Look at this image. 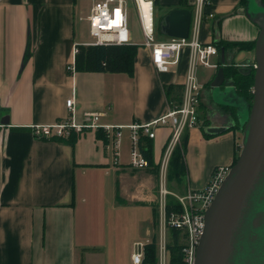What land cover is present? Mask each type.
I'll use <instances>...</instances> for the list:
<instances>
[{
	"label": "crops",
	"instance_id": "obj_1",
	"mask_svg": "<svg viewBox=\"0 0 264 264\" xmlns=\"http://www.w3.org/2000/svg\"><path fill=\"white\" fill-rule=\"evenodd\" d=\"M89 1L0 0V264H134L136 244L152 241L150 219L156 217L171 127L157 129L154 138L143 136L151 158L140 169L129 164L127 127L118 164L97 131L77 135L75 143L71 137L37 138L32 131L33 125L66 117L71 96L77 118L87 111L106 112L102 123L124 126L150 122L182 101L189 48L168 72L157 70L141 43L133 75L69 72L75 45L90 41L76 35L77 18H86L94 0ZM241 2L209 0L201 40H256L258 26ZM225 56L238 65L255 58L251 49L225 51ZM209 69L205 78L197 72L203 84L201 124L182 136L187 172L184 187L177 182L182 191L172 190L176 194L203 190L217 167L233 164L242 146L241 129L232 127L230 114L216 102L211 84L218 68ZM204 99L211 109H205ZM208 126L228 129L211 134Z\"/></svg>",
	"mask_w": 264,
	"mask_h": 264
},
{
	"label": "built area",
	"instance_id": "obj_2",
	"mask_svg": "<svg viewBox=\"0 0 264 264\" xmlns=\"http://www.w3.org/2000/svg\"><path fill=\"white\" fill-rule=\"evenodd\" d=\"M192 5V23L188 38L159 40L155 13V0H133L139 15L144 41L141 46L150 50L151 61L159 72H168L173 69L181 56L183 48H189V64L184 81L182 101L176 107H171L163 115L150 122H133L127 126L104 124L102 118L106 112L87 111L82 118L75 114V98L67 99L69 114L50 124H36L32 131L37 138L69 139L74 133L85 134L87 131L106 132L115 164L120 162L124 136V127L130 129V166L145 168L150 160L144 152L143 136H156V130L169 126L172 128L170 140L161 162L159 215L160 237L156 244V264H173L171 245L176 243L181 247L183 260L186 264H195L197 249L205 231L206 212L216 198L219 190L229 175L232 165H221L214 171L209 183L203 190L188 189L185 194H176L167 187V171L174 149L180 144L182 136L191 128L201 124L200 106L203 84L197 75L198 66L217 68L215 61L221 51L213 42L201 40V27L205 16V6L209 0H188ZM211 17L214 14H210ZM89 23L90 34L94 39L84 42V45L97 44H128L126 40L129 32V8L127 0H94L85 18ZM75 45V54L77 46ZM68 70L74 74L75 63L68 65ZM174 196L180 204L179 209H168V197ZM175 230L177 236L170 239V231ZM145 243L138 242L132 255L134 264H144ZM179 264V263H175Z\"/></svg>",
	"mask_w": 264,
	"mask_h": 264
},
{
	"label": "water",
	"instance_id": "obj_3",
	"mask_svg": "<svg viewBox=\"0 0 264 264\" xmlns=\"http://www.w3.org/2000/svg\"><path fill=\"white\" fill-rule=\"evenodd\" d=\"M257 6L259 9L251 12L248 2L245 9L246 16L260 29L254 49L256 67L252 103L233 87L234 97H241L246 102L248 118H241L237 105L216 99L218 104L236 109L239 128L243 132L242 148L206 212L205 231L195 264H264V4L258 0ZM191 23L190 9L174 8L164 16L161 32L169 37L188 38ZM221 56L222 66L211 85L213 90L227 95L229 88L222 87L226 79L224 49ZM227 129L226 126H208L206 131L217 134Z\"/></svg>",
	"mask_w": 264,
	"mask_h": 264
},
{
	"label": "trees",
	"instance_id": "obj_4",
	"mask_svg": "<svg viewBox=\"0 0 264 264\" xmlns=\"http://www.w3.org/2000/svg\"><path fill=\"white\" fill-rule=\"evenodd\" d=\"M183 1L180 0V6L183 8H188L190 10L193 9V5L188 1L185 0L186 6H182ZM246 3V0H242ZM155 4H159V0H155ZM164 18V16H163ZM162 18V20H163ZM158 23L157 31H161V22ZM160 34H163L160 32ZM213 43L220 49H224L225 51H234V50H243V49H253L255 48L256 40L250 41H230L225 39H215ZM139 45L135 43H128V44H97V45H84L79 44L77 46V51L75 54V68L77 71L82 72H111V73H121L126 72L131 75L135 72V63L136 57L138 55ZM222 66V61L219 60L218 67ZM225 75L235 85V89L237 90L238 94L245 98L248 102H252L253 100V85H254V74H244L239 71L238 67L235 64H227L224 66ZM177 89L180 90V86H176ZM175 87V88H176ZM174 88V85L166 87V89ZM172 90V89H171ZM170 91V90H169ZM227 108V114H230V119L232 121V127L239 128V119L236 114V110L233 107L224 106ZM222 109V108H221ZM205 135L211 136L210 134L206 133ZM97 136L99 138L105 139L108 141L107 134L104 130L99 129L97 131ZM77 139V134L74 133L70 140L72 143H75ZM184 140V139H183ZM186 141H183V144L178 146L174 149L171 159H170V174L175 177V179L179 182V185L182 183L183 177L186 175L187 166L185 163V148ZM151 148V147H150ZM149 146L144 150L146 156L150 160L151 158V149ZM239 155V153H238ZM238 155L235 158L232 166L238 159ZM173 208L179 209L180 204L178 201L173 197L170 196L168 199V209L171 211ZM175 236H177V232L173 230ZM172 251V263H179V264H186L183 260V256L181 253V247L174 243L171 246ZM145 262L144 264H156V244L154 242H150L145 247Z\"/></svg>",
	"mask_w": 264,
	"mask_h": 264
},
{
	"label": "rangeland",
	"instance_id": "obj_5",
	"mask_svg": "<svg viewBox=\"0 0 264 264\" xmlns=\"http://www.w3.org/2000/svg\"><path fill=\"white\" fill-rule=\"evenodd\" d=\"M128 1V8H129V15H130V19H129V32L126 34L125 39L126 40H131V42L134 43H142L144 41V34L142 31V27H141V23H140V19H139V15L137 12V8L136 5L134 4L133 0H127ZM170 1L172 0H159V4L156 5L155 4V13H156V21H157V27H158V23L162 20L163 16H165L168 12H170L173 8H178L180 6L179 4H170ZM183 2L181 3L182 6H186L185 4V0H182ZM257 2L258 0H249V10L251 12H255L257 11L259 8L257 6ZM89 3H91V0L89 1ZM245 2H243L242 6L244 7ZM258 8V9H257ZM76 35L77 38L79 40H92L94 39L92 37V35L90 34V30H89V23L86 19H82V18H77V22H76ZM161 32V31H160ZM159 29L156 32L157 37H161L165 39V37H167L164 34H160ZM258 33V32H257ZM141 46V45H140ZM255 48H253V52L255 54ZM140 53L138 52V55ZM138 57V58H137ZM136 57V61L140 58V56ZM219 59H216L215 61H217ZM142 61V59H141ZM198 75L200 74L202 77H207L210 73V69L208 67H204L202 65L198 66ZM199 77V76H198ZM227 88H229L227 90V95L222 94L219 90H216V94L215 97L216 99L220 100L221 102H230L233 103L235 105L238 106L237 109V113L239 112V114L241 115L242 119H247L248 118V113L247 110L245 108L246 102L243 101V99L241 97H234V95L236 94L233 86H228ZM241 98V99H238ZM208 100L204 99V107L205 109H207L208 107L211 109V106ZM213 109L217 110V106H213ZM207 111V110H206ZM240 134V138L243 136V132ZM109 141V139H108ZM107 141V142H108ZM242 143V141H240ZM182 145V144H181ZM241 145V144H240ZM239 145V150L241 151L242 146ZM240 155V152H239ZM238 155V157H239ZM170 166V164H169ZM146 168V167H145ZM160 175V174H159ZM172 176L170 174V170L168 167V171H167V177L169 178V180H167V187L170 191L174 190V191H182L181 189H179V185H178V181L175 179V177H170ZM176 182V183H175ZM178 182V183H177ZM184 183H185V177L182 179V187H184ZM181 185V184H180ZM160 188V187H159ZM160 190V189H159ZM173 192V191H172ZM159 196H160V192H159ZM170 197V196H169ZM168 197V199H169ZM159 203L158 206L156 208V217L154 218L153 214L151 217H153L152 219H150V226H151V242H154L155 244H157L158 239L160 237V215H159ZM169 238L172 239L174 237H176L173 233V231H170ZM148 243H145V247Z\"/></svg>",
	"mask_w": 264,
	"mask_h": 264
},
{
	"label": "flooded vegetation",
	"instance_id": "obj_6",
	"mask_svg": "<svg viewBox=\"0 0 264 264\" xmlns=\"http://www.w3.org/2000/svg\"><path fill=\"white\" fill-rule=\"evenodd\" d=\"M259 1H261V3H263L264 4V0H259ZM248 2H249V0H246V3H245V5H244V7L242 6V4H241V6L244 8V12H245V9L247 8V5H248ZM258 29V34H259V32H260V29H259V27L257 28ZM258 36V35H257ZM218 39H220V38H218ZM231 51V50H230ZM221 61H222V59H221ZM227 64H231V63H227V60H226V65ZM233 64V63H232ZM235 64V66H237L238 67V69H239V71L240 72H242V73H244V74H246V75H250V74H254L255 73V67H256V61H255V58L251 61V60H248L247 62H245L244 64H240V65H238V64H236V63H234ZM219 65V64H218ZM218 69H219V67H217ZM216 76V75H215ZM226 76V75H225ZM215 79V78H214ZM228 86H233L234 88H236L235 87V85L234 84H232V82L230 81V80H228V78L226 77V79H225V82H224V84H223V88H226V87H228ZM253 101V100H252ZM252 103V102H251ZM218 106V105H217ZM219 107L220 108H222L223 110H225V109H227V108H225L224 106H222V105H219ZM234 110H236L235 108H234ZM226 113H228V112H226Z\"/></svg>",
	"mask_w": 264,
	"mask_h": 264
}]
</instances>
